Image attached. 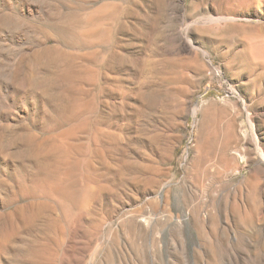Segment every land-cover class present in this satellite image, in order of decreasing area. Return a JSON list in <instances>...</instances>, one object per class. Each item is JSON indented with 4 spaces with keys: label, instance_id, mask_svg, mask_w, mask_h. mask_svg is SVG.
<instances>
[{
    "label": "rangeland",
    "instance_id": "374dc122",
    "mask_svg": "<svg viewBox=\"0 0 264 264\" xmlns=\"http://www.w3.org/2000/svg\"><path fill=\"white\" fill-rule=\"evenodd\" d=\"M0 264H264V0H0Z\"/></svg>",
    "mask_w": 264,
    "mask_h": 264
},
{
    "label": "built area",
    "instance_id": "2783aa9c",
    "mask_svg": "<svg viewBox=\"0 0 264 264\" xmlns=\"http://www.w3.org/2000/svg\"><path fill=\"white\" fill-rule=\"evenodd\" d=\"M215 73L217 74L216 70H215ZM230 92H231V93H232V92H233V93H236V92H235V91H233V90H230Z\"/></svg>",
    "mask_w": 264,
    "mask_h": 264
}]
</instances>
